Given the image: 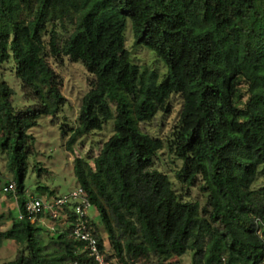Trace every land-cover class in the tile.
Listing matches in <instances>:
<instances>
[{
  "label": "trees",
  "instance_id": "1",
  "mask_svg": "<svg viewBox=\"0 0 264 264\" xmlns=\"http://www.w3.org/2000/svg\"><path fill=\"white\" fill-rule=\"evenodd\" d=\"M127 20L134 45L165 62L160 83L156 72L132 62ZM65 58L90 75L68 150L112 122L97 154L73 162L78 186L97 211L94 234L110 247L107 261L179 264L191 252V264L258 263L264 253L256 234V218H264V0H0V71L8 63L26 97L37 101L17 109L15 90L0 73V156L16 185V194L7 195L17 203V213H0V248L7 240L16 246L2 264L82 259L70 225L57 222L50 231L25 210L35 143L29 131L65 101L52 66ZM173 94L181 101L178 120L164 140L148 125L170 112ZM165 148L181 162L174 179L155 164ZM196 186L203 204L183 194Z\"/></svg>",
  "mask_w": 264,
  "mask_h": 264
},
{
  "label": "rangeland",
  "instance_id": "2",
  "mask_svg": "<svg viewBox=\"0 0 264 264\" xmlns=\"http://www.w3.org/2000/svg\"><path fill=\"white\" fill-rule=\"evenodd\" d=\"M124 35L126 38L125 45L132 53V62L139 65L142 70L147 69L148 72H156L157 82L160 83L167 72L163 59L158 57L151 49L134 45V36L129 20H127ZM52 66L62 79V95L65 101L61 104L56 115H42L38 120V125L29 131L35 138L34 154L29 158L24 185L26 195L33 197L64 195L76 189L78 182L73 172L75 158L97 154L100 145L109 137L112 129V122L110 121L111 123L108 122L109 124L105 125L101 131L92 132L78 138L72 145L71 150H68L67 142L71 135L70 128H75L77 125L81 99L89 89L88 79L90 75L80 62H70L67 58L64 59L61 66L56 64ZM9 67L8 63L5 64L4 70L2 69L0 73L2 78L15 90L13 105L17 109H28L37 105L35 99L26 97L21 82L9 70ZM180 102L177 94L171 96L170 112L159 114L157 119L148 125L151 135L166 140L178 120ZM155 164L173 179L176 170L181 167V162L169 152L168 148L159 153ZM0 175L4 177L0 183V213L5 215H8L9 212L17 213L16 200L10 198L1 190L6 180L13 182L12 174L8 171L1 156ZM176 186L179 188L178 184ZM183 194L191 200L203 204L204 196L199 192L197 186L189 189L185 188ZM88 215L90 218H94L95 222H99L94 206L89 208ZM8 226L9 223H6V227ZM52 228L49 227L50 231ZM106 246L107 253H110V247ZM15 253L16 246L14 242L5 241L0 248V264L12 259ZM192 259V253L190 252L182 255L177 261L179 264H191ZM109 264L120 263L116 259H112Z\"/></svg>",
  "mask_w": 264,
  "mask_h": 264
},
{
  "label": "built area",
  "instance_id": "3",
  "mask_svg": "<svg viewBox=\"0 0 264 264\" xmlns=\"http://www.w3.org/2000/svg\"><path fill=\"white\" fill-rule=\"evenodd\" d=\"M4 192L15 195V183L9 182L4 187ZM91 206L83 189L77 187L64 195L28 196L25 210L31 221L44 222L50 228L53 227L52 229L57 222L63 227L70 225V235L81 243L78 253L82 254V259L75 260L74 264H109L105 255L107 246L100 245L99 239L94 234V218L88 215ZM256 233L264 244V219H257ZM257 264H264V253Z\"/></svg>",
  "mask_w": 264,
  "mask_h": 264
},
{
  "label": "clouds",
  "instance_id": "4",
  "mask_svg": "<svg viewBox=\"0 0 264 264\" xmlns=\"http://www.w3.org/2000/svg\"><path fill=\"white\" fill-rule=\"evenodd\" d=\"M79 187V186H78ZM3 191H4V188H3ZM6 195H7V193H6ZM28 196H31V195H27V197ZM51 196H53V195H51ZM257 219H262V218H256V229H257ZM264 219V218H263ZM93 222H95V220L93 221ZM257 234V233H256ZM259 237V236H258ZM261 240V239H260ZM257 264V263H256Z\"/></svg>",
  "mask_w": 264,
  "mask_h": 264
}]
</instances>
